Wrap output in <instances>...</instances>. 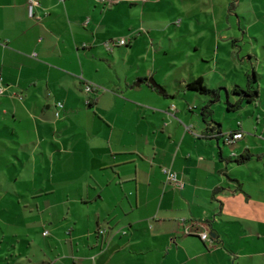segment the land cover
<instances>
[{"label":"crops","instance_id":"1","mask_svg":"<svg viewBox=\"0 0 264 264\" xmlns=\"http://www.w3.org/2000/svg\"><path fill=\"white\" fill-rule=\"evenodd\" d=\"M243 7L230 38L242 47L228 53L235 69L254 67L252 50L260 60L251 42L264 46V22L247 15L264 14V0H0V238L48 232L39 250L0 241V264H264L262 84L239 110L255 104V123L252 114L234 128L215 112L207 128L209 100L186 90L226 73L217 34L190 42L186 29L231 30ZM244 75L233 88H246ZM87 83L99 90L86 94ZM233 131L243 138L228 144ZM191 221L217 237L184 236Z\"/></svg>","mask_w":264,"mask_h":264},{"label":"rangeland","instance_id":"2","mask_svg":"<svg viewBox=\"0 0 264 264\" xmlns=\"http://www.w3.org/2000/svg\"><path fill=\"white\" fill-rule=\"evenodd\" d=\"M246 7V6H244ZM243 7V8H244ZM231 12V10H229V13ZM238 13H236L235 15H233L232 17H230V24L233 28L228 29L226 25L222 24L219 32L215 31L214 33V29H206V28H202L200 26H194L193 29L191 30H187L186 29V35L188 36L189 41H194L197 39V35L200 34L201 32H203V36L204 39L206 41V43L210 40V42L213 41V38H215L216 34H217V39L219 40L220 43L225 44V48H220L219 50V56L220 58L223 60L220 64V66H218V68L224 70L226 73L224 72H217V74H206L204 77V81H205V85L208 87V89L210 90H218L219 88H225L227 87L230 91L233 88L234 84L236 83H245V70H248L249 76H252L253 73H255L256 75V80L258 81V84H262V89H264V78H261L262 76H264V46L259 45L258 43H256V41L253 39L251 43L254 44L259 58L260 60L257 62L256 61V52L254 50L251 51L250 56V62L253 63L254 67H248L247 65V59L245 60V64L243 65V69H238L235 67H233V63H230V56L228 55L229 51L232 50L234 48L235 45L242 47L241 43H237L234 39H230L231 37L237 36L239 34V29L238 28H234L235 27V21L237 19V17H241V13H245L247 14L249 11L247 9L244 8L243 11H241V9L237 10ZM257 12V11H256ZM254 11L253 15H247V19H250L251 21H254L256 19H260L262 20L261 22H264V14L262 13H256ZM192 19L195 20L196 17L193 15ZM190 18V20H192ZM199 19L200 21L206 23L207 19L204 18L203 16L199 15ZM249 21V20H248ZM197 25V24H195ZM258 27V26H257ZM253 33L256 32V30H251ZM238 33V34H237ZM215 36V37H214ZM247 43L250 41H246ZM245 49H250V46L248 45H244ZM243 46V47H244ZM209 50L212 51L209 45L205 46V50ZM208 51V52H209ZM192 54H194V56L197 55V58H200V55H198V52L195 53V50L192 49L191 50ZM208 52L206 51L205 54H208ZM205 67V66H203ZM254 69V70H253ZM204 71H206V68L204 69ZM191 82V79L189 80ZM189 82V83H190ZM200 96L202 99H207L209 100V98L207 96H202V95H198ZM221 98H219V100L213 105V112H215V119L218 121L217 123L223 122V125L225 127L230 126L231 128H234L236 126V122L239 120H247L250 119V116L253 114V117L251 118V121H253V123H255V119L258 116V114L260 113V109L256 107L255 104H251L247 110L251 111V112H246L245 109L243 111H239V112H228L226 110V101H227V96L224 92H222L220 94ZM262 98H264V93H262ZM246 106V105H244ZM226 112L227 113V117L226 119L223 118L222 113ZM246 112V113H245ZM42 236L43 233L42 231H38L36 233H33L30 238L28 240H23L25 238H20L19 239V244L17 243L16 240H12L10 237L1 239L0 241H2V246L5 250H11L10 246H17L18 250H24L26 245L28 246L29 250H39L40 248H45L46 247V240L45 238H43ZM68 237H65V240H67ZM68 244V241H67ZM42 246V247H41Z\"/></svg>","mask_w":264,"mask_h":264},{"label":"trees","instance_id":"3","mask_svg":"<svg viewBox=\"0 0 264 264\" xmlns=\"http://www.w3.org/2000/svg\"><path fill=\"white\" fill-rule=\"evenodd\" d=\"M247 86L245 89L239 88L235 86L230 94L235 95L238 97V100L236 103L232 104L229 101L226 102L227 108L226 110L228 112H237L240 110L242 103H254L258 97V85L256 82L255 73L252 74V76H247ZM84 90V88H83ZM186 90L190 92H194L198 95L207 96L209 98V101L205 107L201 110V121L204 123V125L209 128L212 126V124H215L212 116H213V105L219 100L220 94L218 90H210L205 85L201 78L193 80L192 82L188 83L186 85ZM98 91V90H97ZM62 105V104H61ZM63 107V106H62ZM219 126L218 124H216ZM206 128V129H207ZM237 131H233L230 133V135L236 134ZM246 156H241L240 159L236 160L237 164L242 163L246 160ZM100 231V230H99ZM98 231V235L99 234Z\"/></svg>","mask_w":264,"mask_h":264},{"label":"built area","instance_id":"4","mask_svg":"<svg viewBox=\"0 0 264 264\" xmlns=\"http://www.w3.org/2000/svg\"><path fill=\"white\" fill-rule=\"evenodd\" d=\"M106 0H98V2H105ZM141 2H145L147 0H139ZM127 44L126 39H120L118 42L114 43H110L107 44L108 48H111L113 46H125ZM99 90V88L95 85L92 84H85L84 85V92L86 94H91L95 91ZM5 91V88L1 82L0 79V96L3 95ZM58 108H62L61 104H57ZM56 116H58V112L56 113ZM228 138L226 139V143L230 144V143H234L237 140H240L243 138V134L240 132H237L234 135H230L227 136ZM164 175L166 176V183H168L169 185L173 186L174 188H181V184L177 181L176 175L174 173H172L170 170L168 169H163L162 170ZM181 233L184 236H194V237H198L200 238V240L206 242V241H212V239L210 238V234H209V224L208 222H196V221H191V222H186V223H182L181 224ZM107 233L106 230H100L99 234L100 235H105ZM48 234V232H44V236H46Z\"/></svg>","mask_w":264,"mask_h":264},{"label":"water","instance_id":"5","mask_svg":"<svg viewBox=\"0 0 264 264\" xmlns=\"http://www.w3.org/2000/svg\"><path fill=\"white\" fill-rule=\"evenodd\" d=\"M256 77V76H255ZM150 84H151V86L153 87V88H155V89H157L158 91H160V93H164V91L162 90V88L160 87V86H158L154 81H151L150 82ZM137 85H139V84H136V86ZM211 226L209 225V228H210ZM217 237V234H216V232L214 231V230H212V229H210V238L211 239H215Z\"/></svg>","mask_w":264,"mask_h":264}]
</instances>
